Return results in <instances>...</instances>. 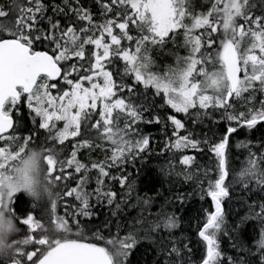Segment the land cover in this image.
I'll return each mask as SVG.
<instances>
[{
	"label": "snow or ice",
	"instance_id": "snow-or-ice-1",
	"mask_svg": "<svg viewBox=\"0 0 264 264\" xmlns=\"http://www.w3.org/2000/svg\"><path fill=\"white\" fill-rule=\"evenodd\" d=\"M94 3L96 13L82 0H0V264H131L144 244L151 264H264V138L255 151L239 141L248 155L229 169L232 135L264 124V0H209L201 10L192 0ZM169 43L175 62L157 71L154 53ZM216 113L227 122L218 135L190 130ZM141 125L171 132L163 176L211 199L214 210L197 225L198 260L191 238L177 235L180 217L167 211L191 194L161 180L142 196L127 172L153 151ZM205 147L202 170L185 153ZM96 150L103 159L81 158ZM236 187L259 200L233 230L249 220L259 230L228 254L224 202Z\"/></svg>",
	"mask_w": 264,
	"mask_h": 264
},
{
	"label": "trees",
	"instance_id": "trees-1",
	"mask_svg": "<svg viewBox=\"0 0 264 264\" xmlns=\"http://www.w3.org/2000/svg\"><path fill=\"white\" fill-rule=\"evenodd\" d=\"M193 6L196 10H201V6L206 5L209 0H192ZM255 3L259 4L260 0H254ZM82 3L85 7H89L94 13H96L98 5L94 3V0H82ZM259 14V12H257ZM177 43H180V40H177ZM173 44L169 43L168 46L161 52L157 49L154 53V59L156 60L157 68L159 71L161 68L172 65L175 62V56L172 55ZM180 55H185L186 51L180 48L175 49ZM264 98V97H262ZM159 103V101H157ZM237 111H244L245 106L242 102L236 103ZM227 122L220 120V114L216 113L214 116L205 118L199 126L189 125L190 130L194 129V131L198 134V137L203 139L205 136L211 138L213 133H217V135L223 130L226 126ZM142 130L145 134H151V147L152 153L150 155H146L143 160L137 159L134 164H129L127 166V172L132 174L133 179L136 180L137 189L140 195L144 196H154L155 192L150 191L153 183L157 189H160V181H164V189L169 188L172 183H175V187L172 188L173 191L177 189L181 192L190 193L191 195L186 198L183 206L179 204L173 205L169 207L167 211L175 212L178 217H180L181 228L177 230V235L183 233L188 236L192 240L193 247V260H198L202 251L203 245H197V225L202 226V223L205 219V210L212 211L214 210L210 197L204 196V199H201V191L197 184L192 182H177V178L173 177V180L168 181L163 174L161 173L162 167H167L168 162L172 159V153L161 154V149L164 147V142L171 135L170 130L167 135L164 133L162 126L157 125H141ZM183 134V133H182ZM264 138V124L257 125L256 129L248 130L247 128L238 129L237 133L233 134L230 138L231 141V152H230V160H229V169L230 173H234L240 170V168L244 165L246 157L248 155L247 150L243 148H237L236 144L239 141H251L255 146L252 148V151L256 150V147L259 146L260 141ZM69 145V150H70ZM203 147V146H202ZM185 154H191L196 156V162L201 166L203 170L205 165H209L211 154L207 152V148L205 147L204 152H195L193 150H188ZM105 153L101 150H96L90 156L85 151L83 156L81 157L85 162L88 160L98 161L103 159ZM173 163L177 164V171H179L178 165V156L173 159ZM95 176L96 173H92V183L88 188V191H91L95 187ZM210 179H214V175L209 177ZM118 188V185H117ZM204 188H207V183L204 184ZM163 192V189H161ZM240 188L236 187L232 191L231 199L225 200L224 202V210H225V218H226V229L225 231L229 232V236H222L221 244L222 247L228 251V254H232L230 249L233 242L237 240H242L244 242H250V238H254L259 230V222L255 220H249L245 224H243L239 230H233L234 225L240 222V219L244 217L249 212L248 204L252 202V200H259L258 196L253 195L251 200L247 198L248 194H245L243 197L240 195ZM165 196H170L171 193L163 192ZM95 203V201H93ZM162 203V201H158L157 204ZM154 208L152 211H156ZM258 211V209H256ZM63 203L58 207V213L63 215ZM98 211H101L103 215L100 216V220H103L107 215L109 209L105 206L99 208ZM132 215H136L135 212ZM93 223H99V220H93ZM148 245L144 244L139 247L136 251L133 252L131 259V264H151V260L153 255L150 252H147Z\"/></svg>",
	"mask_w": 264,
	"mask_h": 264
}]
</instances>
